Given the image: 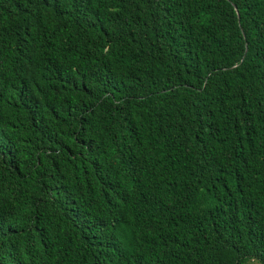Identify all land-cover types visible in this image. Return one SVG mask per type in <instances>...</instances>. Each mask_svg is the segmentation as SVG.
I'll use <instances>...</instances> for the list:
<instances>
[{
	"label": "trees",
	"instance_id": "16d2710c",
	"mask_svg": "<svg viewBox=\"0 0 264 264\" xmlns=\"http://www.w3.org/2000/svg\"><path fill=\"white\" fill-rule=\"evenodd\" d=\"M264 264V0H0V264Z\"/></svg>",
	"mask_w": 264,
	"mask_h": 264
},
{
	"label": "rangeland",
	"instance_id": "374dc122",
	"mask_svg": "<svg viewBox=\"0 0 264 264\" xmlns=\"http://www.w3.org/2000/svg\"><path fill=\"white\" fill-rule=\"evenodd\" d=\"M250 264H255V263H250Z\"/></svg>",
	"mask_w": 264,
	"mask_h": 264
}]
</instances>
